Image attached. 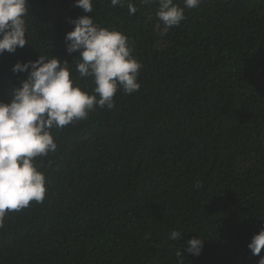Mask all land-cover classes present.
Here are the masks:
<instances>
[{"label": "trees", "instance_id": "trees-1", "mask_svg": "<svg viewBox=\"0 0 264 264\" xmlns=\"http://www.w3.org/2000/svg\"><path fill=\"white\" fill-rule=\"evenodd\" d=\"M133 2L135 15L127 0H95L90 15L129 37L141 88L53 130L57 151L37 158L46 197L8 215L0 264H177L178 249L184 264H258L247 244L264 227V0H204L166 32L155 0ZM81 15L74 0H29V44L0 55V101L26 78L17 61L72 63L64 36Z\"/></svg>", "mask_w": 264, "mask_h": 264}, {"label": "clouds", "instance_id": "clouds-1", "mask_svg": "<svg viewBox=\"0 0 264 264\" xmlns=\"http://www.w3.org/2000/svg\"><path fill=\"white\" fill-rule=\"evenodd\" d=\"M110 2L114 8L123 7L125 0ZM155 2L159 5L157 17L166 32L181 25L185 9H196L204 0H182L183 7L176 0ZM74 7L85 13L68 18L73 28L64 36L66 52L78 54L73 59L75 63L42 54L35 60L17 61L12 73H25L26 78L13 86L9 102L0 101V230L6 227L11 212L28 208L31 202L43 203L48 181L37 158L57 151L53 130L87 120L96 108L112 110L118 92L132 95L141 88L138 77L144 65L134 57L129 37L96 23L90 15L94 13L95 0H74ZM127 7L129 15L136 14L133 0H127ZM28 16L29 0H0V55L13 54L29 44ZM86 78L91 79V92L79 83ZM194 186L202 187L199 181ZM182 237L179 231L170 233L172 240L180 241ZM203 244V238L193 237L184 251L199 256ZM247 247L259 257L258 264H264V227L253 234ZM175 255L177 264H184L180 249Z\"/></svg>", "mask_w": 264, "mask_h": 264}, {"label": "rangeland", "instance_id": "rangeland-1", "mask_svg": "<svg viewBox=\"0 0 264 264\" xmlns=\"http://www.w3.org/2000/svg\"><path fill=\"white\" fill-rule=\"evenodd\" d=\"M208 30V26L205 22H202L200 25V28L197 30L195 35V40L198 46H205L203 44V38L206 35V32ZM214 56L216 57V54L214 53Z\"/></svg>", "mask_w": 264, "mask_h": 264}]
</instances>
